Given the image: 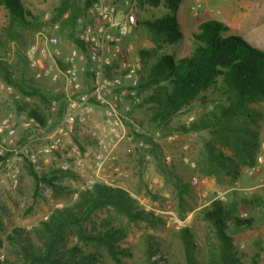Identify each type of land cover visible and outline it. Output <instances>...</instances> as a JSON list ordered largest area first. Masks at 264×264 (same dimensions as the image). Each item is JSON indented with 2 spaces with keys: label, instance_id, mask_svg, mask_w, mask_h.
Returning a JSON list of instances; mask_svg holds the SVG:
<instances>
[{
  "label": "trees",
  "instance_id": "16d2710c",
  "mask_svg": "<svg viewBox=\"0 0 264 264\" xmlns=\"http://www.w3.org/2000/svg\"><path fill=\"white\" fill-rule=\"evenodd\" d=\"M90 2L59 0L53 13L40 20L24 5L23 0H0V7L6 10L8 16L3 34L15 45V61L4 59L8 46L0 35V76L3 81L22 95L37 97L46 107L51 99H60L62 93L47 94L36 82V72L30 69L25 57L28 44L18 29H37L40 25L57 23V34L60 36L63 33L67 40L79 47L80 43L75 38L76 19L85 14ZM138 2L140 7L162 5L164 13L160 17L137 21L136 26L145 28L153 46L138 50L142 71L135 89L138 92L148 90V93L136 108L144 104L151 106V122L157 128L168 127L162 132L163 136L191 132L207 134L209 138L203 137V152L198 160L201 172L207 176L235 179L242 166L254 163L260 147L258 128L261 114L252 106L264 101V50L250 45L239 35L231 34L223 21L211 18L201 21L196 31L192 32V52L175 58L162 49L182 39L176 7L183 0ZM65 13L66 17L62 18ZM206 91L215 96L209 98ZM194 103H200L201 111L187 122L170 128L173 118ZM12 106L14 111L25 110L41 126L46 125L47 115H42L37 109H26L17 100ZM64 110V104L60 103L55 119ZM76 128L71 137L74 142H77ZM143 136L152 147H157L149 136ZM0 160L3 161V158ZM25 160L35 186L44 183L54 189H67L59 186L57 180L73 175L70 169L35 168L33 162ZM159 170L173 180L179 195L187 190V184L178 179L172 169L159 165ZM110 209L129 222L143 221L153 226L157 220L161 221L160 216L138 207L123 188L96 182L90 189L78 190L75 200L56 208L37 226L31 229L14 227L7 240L16 246L18 260L0 258V264H99L103 259L100 249L119 262L121 255L128 254L126 248L118 245L126 233L108 219H93L98 212ZM239 210H245L246 216H241ZM260 212L264 215V188L260 192L233 196L225 201L212 199L202 206L199 216L207 224L213 238L208 250V264H264L256 252L247 255L235 245V234L253 229L257 224L256 215ZM71 237L77 241H70ZM178 239L185 264H194L199 251H202L194 242L191 230L180 228ZM149 245V264H155L151 260L155 253L165 260L158 241L153 240Z\"/></svg>",
  "mask_w": 264,
  "mask_h": 264
},
{
  "label": "rangeland",
  "instance_id": "374dc122",
  "mask_svg": "<svg viewBox=\"0 0 264 264\" xmlns=\"http://www.w3.org/2000/svg\"><path fill=\"white\" fill-rule=\"evenodd\" d=\"M23 3L42 20L44 14L53 13L59 0H23ZM163 13L162 5L139 6L138 20L153 19L160 17ZM66 15L67 13L62 18ZM176 18L182 39L162 49L175 58L192 52L194 47L192 32L196 31L201 21L211 18L223 21L228 25L231 34L239 35L250 45L264 50V0H198L197 2L183 0V3L176 7ZM7 20L6 10L0 7V35L8 46V51L3 58L13 62L15 61L14 42L6 39L3 34ZM41 27L42 25L37 29H18L26 45L39 39L38 33ZM135 28L128 37V43L132 47L130 56L138 59V50L153 45L145 28L139 25ZM60 39L64 50L73 44L65 38L63 33ZM35 80L47 94L55 93V85L49 79L35 74ZM6 84L8 83L4 82L0 76V115L13 110L12 105L17 100L26 109L35 108L42 115H47V118L50 116L48 107L40 99L22 95L14 87L9 92L2 87ZM147 93L148 90L138 92L136 88L133 96L129 94L125 96L133 101L137 98L136 103H131V109L128 112H122L124 125L127 132L133 134V140L117 143L113 148L115 159L113 162H105L102 171L98 173L93 168V156L97 149L96 141L90 133L95 131L97 135L104 134L100 127L103 119L101 109H97L93 119L76 125L77 142L71 141L72 136L60 137L55 130L57 123L55 116L53 123L49 126L31 129L16 126L11 130L10 135L16 138L18 145L27 144L37 153V160L33 162L35 168H67L73 172V175L57 180L59 186L66 187V190L54 189L44 183L35 186L28 171V162L24 159L16 163L20 169L19 184L12 187L9 183L8 167H5L4 163L0 165V238L2 239L0 258L2 260L4 258L18 260L16 246L7 240V235L14 227L31 229L37 226L56 208L75 200L74 193L80 190L84 181L92 180L94 183L100 182L123 188L138 207L153 212L161 218V221L157 220L155 225L150 226L143 221L129 222L112 209L95 214L93 219L96 221L108 219L124 230L126 235L118 242V245L128 251V254L119 255L120 261L115 262L103 249H100L103 259L99 264H149L147 249L153 240L160 243L159 248L165 256V260H162L158 253L153 254L151 260H154L155 264H185L178 239V230L183 227L191 230L194 242L202 251H199L194 264H208V250L213 238L207 224L199 216L200 208L219 194H223V201H225L233 196L241 197L260 192L264 188V101L252 106L261 114L258 128L260 147L256 159L253 164L242 166L238 176L232 179L227 176H207L201 172L198 160L203 152V137L209 138L207 134L172 133L171 138L168 137L169 135H162L168 127L157 128L151 122V106L144 104L136 108ZM206 94L209 98L214 95L209 91H206ZM24 102L25 105H23ZM201 109L200 103H194L176 115L169 127L187 122ZM87 132H90L89 135ZM143 135L149 136L157 147H152ZM139 141L143 142L141 146L137 145ZM165 155L170 157L169 161L165 160ZM258 156L262 157L261 163L257 161ZM11 163L14 164V160ZM159 165L172 169L178 179L187 184V190L182 192V195L178 194V188L173 184V180L161 173ZM257 165L260 171L254 173L253 168ZM193 176L199 179V183L190 182ZM243 213L247 214L245 210H239L240 215ZM261 213H257V224L253 229H246L235 234V245L247 255L256 252L264 262V215ZM69 240L77 241L74 237Z\"/></svg>",
  "mask_w": 264,
  "mask_h": 264
},
{
  "label": "built area",
  "instance_id": "2783aa9c",
  "mask_svg": "<svg viewBox=\"0 0 264 264\" xmlns=\"http://www.w3.org/2000/svg\"><path fill=\"white\" fill-rule=\"evenodd\" d=\"M90 1L85 14L76 19L75 38L80 43L79 47L73 43L64 50L57 34L58 24L43 25L38 33L39 39L25 48V57L37 76L49 79L55 85V92L63 94L60 99L50 100V116L46 119V125H51L60 103L64 104L65 110L57 118L55 126L60 137L70 138L77 124L93 119L97 109L103 111L100 127L104 134L87 132V135L90 133L95 137L97 149L93 168L98 173L105 162L115 159L113 148L117 143L133 140V134L127 132L124 125L122 112H128L131 103L137 102V98L133 101L125 96L134 95L142 64L130 56L132 47L128 43L138 21V0ZM43 17L48 18L49 15L44 14ZM2 87L9 92L13 90L11 84ZM16 126L23 129L41 127L39 121L25 110H10L0 115V158H3L0 165L4 163L8 167L12 187L19 184L20 169L16 163L24 159L30 162L37 160V153L29 145H18L16 138L10 135ZM142 143L139 141L137 145ZM164 158L170 160L168 155ZM13 160L14 164L11 163ZM257 161L261 163L262 157L258 156ZM258 165L253 168L254 173L260 171ZM190 182L197 184L199 179L193 176ZM93 184L92 180H86L80 189H90ZM215 199L224 200V196L219 194Z\"/></svg>",
  "mask_w": 264,
  "mask_h": 264
}]
</instances>
